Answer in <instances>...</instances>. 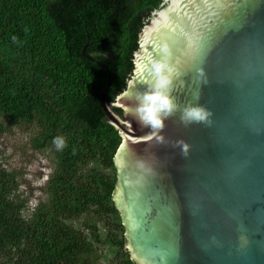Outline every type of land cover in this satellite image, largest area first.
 Listing matches in <instances>:
<instances>
[{
    "label": "water",
    "instance_id": "water-1",
    "mask_svg": "<svg viewBox=\"0 0 264 264\" xmlns=\"http://www.w3.org/2000/svg\"><path fill=\"white\" fill-rule=\"evenodd\" d=\"M159 63L174 70L180 107L199 92L210 126H185L179 111L160 131L139 123L137 96L151 90ZM100 64V104L121 134L112 197L131 260L264 264V0H163L110 103Z\"/></svg>",
    "mask_w": 264,
    "mask_h": 264
},
{
    "label": "trees",
    "instance_id": "trees-1",
    "mask_svg": "<svg viewBox=\"0 0 264 264\" xmlns=\"http://www.w3.org/2000/svg\"><path fill=\"white\" fill-rule=\"evenodd\" d=\"M162 3L0 0V118L34 124L32 147L49 151L51 167L45 197L24 215L17 172L0 165V264H102L98 243L114 252L107 264H135L112 197L121 134L100 104L108 80L100 63L110 73V103L126 88L140 30ZM57 136L67 142L61 151Z\"/></svg>",
    "mask_w": 264,
    "mask_h": 264
},
{
    "label": "rangeland",
    "instance_id": "rangeland-1",
    "mask_svg": "<svg viewBox=\"0 0 264 264\" xmlns=\"http://www.w3.org/2000/svg\"><path fill=\"white\" fill-rule=\"evenodd\" d=\"M0 123L3 124L0 131V165L17 172L19 187L16 195L25 199L26 215L45 197L41 187L51 172L49 151L41 152L32 147L31 139L38 133L34 124L8 123L4 118H0ZM121 234L117 232L120 237ZM96 247L101 254V263H109L114 252L104 243H98Z\"/></svg>",
    "mask_w": 264,
    "mask_h": 264
},
{
    "label": "clouds",
    "instance_id": "clouds-1",
    "mask_svg": "<svg viewBox=\"0 0 264 264\" xmlns=\"http://www.w3.org/2000/svg\"><path fill=\"white\" fill-rule=\"evenodd\" d=\"M141 31V30H140ZM173 69L166 63L154 66L155 80L151 90L140 93L137 96V104L134 113L139 123L152 130L160 131L164 128V121L179 111V120L185 126L193 123L211 125L213 113L211 109L200 104L199 92L194 93V101L180 107L171 95L173 83ZM163 140V137H160ZM52 143L57 151L67 146L65 138L57 136Z\"/></svg>",
    "mask_w": 264,
    "mask_h": 264
},
{
    "label": "bare ground",
    "instance_id": "bare-ground-1",
    "mask_svg": "<svg viewBox=\"0 0 264 264\" xmlns=\"http://www.w3.org/2000/svg\"><path fill=\"white\" fill-rule=\"evenodd\" d=\"M144 33H145V31H144Z\"/></svg>",
    "mask_w": 264,
    "mask_h": 264
}]
</instances>
